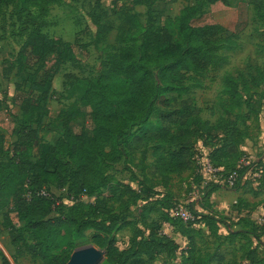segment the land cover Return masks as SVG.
<instances>
[{
	"label": "trees",
	"instance_id": "obj_1",
	"mask_svg": "<svg viewBox=\"0 0 264 264\" xmlns=\"http://www.w3.org/2000/svg\"><path fill=\"white\" fill-rule=\"evenodd\" d=\"M158 1L161 5L148 4L150 13L156 17L155 22L136 15L146 23L141 40L136 41L131 36L118 37L120 45L106 55L104 72L80 89L79 101L89 108L91 133L84 130L73 132L70 124L74 117L62 110L58 114L60 124L54 128L58 136L42 147L36 130L29 122L36 112L42 110L62 58L67 57L72 49L71 45L60 41L55 42L52 49V43L41 33L49 8L60 4L61 0H0V19L4 16V8L11 6L16 19L24 20L26 28H31L20 51L22 56L43 61L46 49L54 52L47 59L52 61L54 57V65L40 77L38 83L41 85L30 89L29 96L20 98L22 125L16 132L10 156L0 160V220L10 224V214H13L22 224L16 230L12 227L11 244L17 248L21 244L38 264H67L71 252L86 243L104 252L101 264H150L156 255L173 257L180 250L172 239L161 232V224L168 223L167 220L179 224L178 232L187 241L184 252L181 251L184 257L180 264H230L225 262L223 253L202 252L196 246V239L203 238L202 227L208 231L209 237H219L218 221L208 203L204 207L207 213L200 215L189 206L194 221L187 223L168 215L176 201L170 202L165 211L167 218L163 216L158 208L167 202L166 197L141 209L143 214L133 223L107 210L110 203L124 206L136 204L142 192L141 188L132 189L130 185L117 181L108 171L111 165L128 157L129 127L146 123L154 112L157 94L182 93L187 75H202L210 68L220 66L216 55L223 28L219 25L195 27L192 20L199 8L216 2L227 6L228 0H196L200 2L199 7L197 4L182 7L176 18L180 43L173 39L165 24L160 25V14L175 0ZM110 31V27H102L98 32L104 40ZM29 77L30 80L35 79V75ZM241 84L248 87L244 80ZM250 84L254 87L264 84V71L257 70ZM33 92H38V95ZM226 94L232 103L231 108L226 107V114L229 115L240 106L241 97L232 82ZM200 112L199 108L182 103L179 109L168 114L167 119L176 126V133L162 131L151 147V168L159 178L181 176L195 170L197 162L193 159L191 139L204 138L211 131V126L200 118ZM223 152H231L235 160L241 155L232 141L214 154L221 155ZM209 161L212 167L220 169L211 159ZM255 167L264 173V161L256 162ZM233 171L230 170L227 175ZM260 181L264 187V176ZM51 187L65 189L73 200L87 191H93L96 193L95 201L87 211L70 208L52 216L60 207L58 198L50 192ZM218 188L212 186L205 197L208 198ZM153 198V193H149L148 201ZM151 214L157 215L158 221H149ZM241 222L248 221L243 219ZM124 229H129L131 236L128 248L119 250L116 234ZM86 231L93 232L88 239L84 235ZM252 235L254 243L248 239V233L231 231L227 241L234 243L239 240L238 250L245 254L249 264H260L261 259L256 260V257L260 248L264 250V235L262 239ZM244 241L250 242L249 245H244Z\"/></svg>",
	"mask_w": 264,
	"mask_h": 264
},
{
	"label": "rangeland",
	"instance_id": "obj_2",
	"mask_svg": "<svg viewBox=\"0 0 264 264\" xmlns=\"http://www.w3.org/2000/svg\"><path fill=\"white\" fill-rule=\"evenodd\" d=\"M137 1L143 3L137 4ZM149 3L161 5L158 0H61L60 4L49 8L41 33L52 43V49L57 41L71 45L72 49L67 57L62 58L42 110L36 112L29 122L37 132L40 146L50 144L58 136L54 128L60 124L58 114L62 110L72 113L74 119L70 128L73 132L84 130L91 133L89 108L81 105L79 91L104 72L106 55L120 45L118 37L131 36L136 41L141 40L146 23L136 15L156 21L155 15L149 11ZM199 3L196 0H175L160 14V25L165 24L175 41L181 42L176 23L179 10L196 4L199 7ZM23 21L16 19L11 6L4 8V16L0 19V160L10 156L16 132L22 125L20 98L29 96L30 89L41 85L38 83L40 77L54 65V57L52 61L47 60L54 53L49 48L43 53V61L21 55V48L31 31ZM192 25H219L223 28L216 55L220 66L210 68L202 75H187L182 93L157 94L154 112L146 123L129 127L128 157L111 165L108 171L117 181L130 185L132 189L141 188L142 192L136 204L110 203L107 210L133 223L143 214L141 209L154 202L159 203L156 200L161 197H166L167 201L158 208L163 216L170 202L191 206L197 215L207 213L204 207L208 203L218 221L219 237H209L208 231L202 227L203 238L196 239L197 248L202 252L223 253L226 263L249 264L245 254L238 250L241 242L229 243L227 237L231 231L242 230L254 243L252 234L260 239L264 235V187L260 181L264 173L255 167L256 162L264 161V84L256 87L250 84L257 70L264 71V0H228L227 6L219 2L203 6L193 18ZM102 27L111 29L104 40L98 32ZM34 75L35 79L30 80L29 76ZM242 80L248 83V87L241 84ZM230 82L236 85L241 99L240 106L227 115L226 107L232 106L226 94ZM33 93L38 95V92ZM182 103L199 108L200 118L211 126V131L204 138L191 139V150L195 162L211 159L219 165L220 172L216 175L202 174L198 165L193 172L166 179L153 173L151 147L162 131L176 133V126L167 116L179 109ZM228 141L236 143L241 153L239 159H233L231 152L214 154ZM230 170L238 171L237 184L235 182L232 187L225 181ZM212 186L219 188L208 199L205 193ZM50 192L58 198L60 207L52 216L70 208L87 211L96 195L87 191L73 200L65 189L51 187ZM149 193H153L154 198L148 201ZM152 217L158 219L157 215L147 218L150 221ZM243 219L248 222L242 224ZM167 221L170 225L162 224L161 232L175 240L181 250L173 257L156 255L150 264H180L184 257L181 251L186 245L179 235V224ZM21 226L13 214H10V224L0 220V264H38L21 244L18 248L11 244L12 227L16 230ZM92 233L86 231V239ZM130 236L129 229L117 232L119 250L128 248ZM23 238L29 245L27 236ZM243 243L247 246L250 242ZM257 252L256 260L261 259L260 264H264V250L260 248ZM87 255L92 256L93 264H101L104 260L102 250L86 243L71 252L67 264H80Z\"/></svg>",
	"mask_w": 264,
	"mask_h": 264
},
{
	"label": "built area",
	"instance_id": "obj_3",
	"mask_svg": "<svg viewBox=\"0 0 264 264\" xmlns=\"http://www.w3.org/2000/svg\"><path fill=\"white\" fill-rule=\"evenodd\" d=\"M197 165L200 168L199 171L205 175L206 174L207 175H216L217 173L220 172V169H216V168L212 167L209 160H203V162L197 161ZM236 177H237L236 171L229 173L226 177V180H225L227 185L232 187L236 182ZM168 215L170 216V218L180 220L183 223L194 221V216L190 212L189 206L184 204V203H180V202H176L173 205V207L168 211Z\"/></svg>",
	"mask_w": 264,
	"mask_h": 264
},
{
	"label": "crops",
	"instance_id": "obj_4",
	"mask_svg": "<svg viewBox=\"0 0 264 264\" xmlns=\"http://www.w3.org/2000/svg\"><path fill=\"white\" fill-rule=\"evenodd\" d=\"M216 181V180H215ZM215 192H213L210 196H212L213 194H214ZM210 196H209V198H210ZM208 198V199H209ZM213 210V209H212ZM152 215H154V214H151L150 216H152ZM149 216V217H150ZM150 221H158V219H156V218H154V217H152V219H150ZM162 224H168V223H162ZM162 224H161V228H162ZM170 225V224H169ZM218 225V224H217ZM172 227V226H171ZM165 235V234H164ZM179 235L184 239V243H185V245L187 244V241H186V239L179 233ZM167 236V235H166ZM167 237H169V236H167ZM170 238V237H169ZM170 239H172V238H170ZM173 240V239H172ZM177 245H178V243L175 241V240H173ZM179 249H180V247H179ZM181 250V249H180Z\"/></svg>",
	"mask_w": 264,
	"mask_h": 264
},
{
	"label": "water",
	"instance_id": "obj_5",
	"mask_svg": "<svg viewBox=\"0 0 264 264\" xmlns=\"http://www.w3.org/2000/svg\"><path fill=\"white\" fill-rule=\"evenodd\" d=\"M92 256L91 255H87L83 258V260L81 261L80 264H93L92 263Z\"/></svg>",
	"mask_w": 264,
	"mask_h": 264
}]
</instances>
